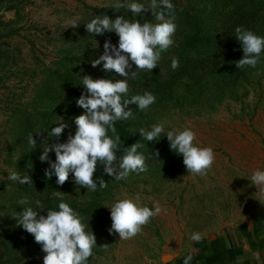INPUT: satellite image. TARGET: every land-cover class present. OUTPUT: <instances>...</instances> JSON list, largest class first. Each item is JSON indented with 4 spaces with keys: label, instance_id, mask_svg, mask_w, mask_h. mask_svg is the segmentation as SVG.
Instances as JSON below:
<instances>
[{
    "label": "rangeland",
    "instance_id": "374dc122",
    "mask_svg": "<svg viewBox=\"0 0 264 264\" xmlns=\"http://www.w3.org/2000/svg\"><path fill=\"white\" fill-rule=\"evenodd\" d=\"M116 2L0 0V264H43L46 254L42 246L19 219L28 207L45 217L49 209L58 211L60 200L54 191L65 194L63 202L79 213L88 225L86 230L96 237L97 247L87 264H165L198 243L243 231L264 212V196L251 181L254 171H264V53L255 68H236L239 48L232 31L223 55L226 66L196 84L181 81L170 85L146 110L129 105L134 118L120 123L124 138L117 157L119 151L139 142L146 172H133L116 181L98 164L94 180L102 177L108 183L106 188L97 183L96 191L87 190L75 183L72 173L62 186L57 184L51 168L55 152L50 151L45 161L40 157L45 147L66 143L76 129L69 122L51 121L53 128L61 123L67 127L59 137L46 133L48 122L38 117L41 89L55 95L62 84L49 80L40 86L41 71L51 67L75 34L86 46V54L90 52L88 73L105 72L103 64L92 67V61L104 53L100 35L89 34L86 28L81 32L75 29L83 27L88 8H105ZM72 19L78 27H71L68 21ZM117 38L112 39L114 45ZM132 83L140 85L137 79ZM158 123L164 124L165 131L157 140L148 142L138 133L140 128L151 130ZM186 128L196 133L197 146L214 150L215 163L206 176L189 174L183 157L170 149L167 132ZM30 134L36 140L35 148L28 143ZM46 170L52 173L50 178ZM12 171L21 177L29 175L32 184L9 180ZM40 178L48 181L40 182ZM137 196L142 206L153 208L158 202L165 211L136 237L121 240L108 231L112 224L109 208L119 199ZM23 199L27 203L21 204ZM37 200L43 209L36 207ZM193 233H200L202 240L193 241Z\"/></svg>",
    "mask_w": 264,
    "mask_h": 264
},
{
    "label": "clouds",
    "instance_id": "9594fccd",
    "mask_svg": "<svg viewBox=\"0 0 264 264\" xmlns=\"http://www.w3.org/2000/svg\"><path fill=\"white\" fill-rule=\"evenodd\" d=\"M113 7L127 8L136 15L151 11L157 23H141L124 16L111 20L107 15H103L96 16L85 24L89 34L103 35L107 31L115 32L118 36V47L106 41L103 55L92 61V67L103 64L102 70L114 72L123 79L113 82L111 79L83 76L82 85L86 94H82L76 103L85 113L75 118V135L70 136L66 143L45 147L40 157L41 161H45L50 151L55 152L56 160L51 164V168L57 177V184L61 186L68 180L69 173H72L75 183L87 190L96 191L97 183L99 188H106L108 183L102 177L98 182L94 180L98 164L103 166L105 174L116 181L125 179L133 172L139 174L147 171L146 157L138 151L143 147L139 142L124 148V154L118 159L117 152L123 142L117 134L115 123L134 118L129 105L134 104L143 111L156 101L151 92L133 95L130 99L125 98L129 93L128 78L137 79L141 71L152 72L158 65L161 52L173 45L176 32L175 7L171 0H150L147 8L141 3H128L127 0L122 3L117 0ZM68 23L73 28L79 26L76 19ZM235 38L243 51V57L236 62V68H255L264 53V37L238 26L235 28ZM171 67L173 70L179 67L177 58L172 59ZM65 127L67 125L61 123L50 131V135L59 137ZM164 131V124L158 123L153 125L151 130L140 128L138 133L143 139L152 142ZM33 137L31 134L28 136V143L35 148L36 140ZM166 137L170 149L183 157V164L189 174L206 176L212 169L215 163L214 150L211 147L197 146L194 131L188 128L182 131H168ZM158 155L157 152L156 156ZM45 175L50 178L52 173L46 170ZM8 179L18 181L21 185L32 184L29 175L21 177L16 171L10 172ZM251 181L258 189L257 192L264 196V171H254ZM53 195L60 200L58 211L49 209L45 217L28 207L20 214L19 223L34 236L35 242L42 246V251L46 254L43 264H87L93 255V249L97 247L96 237L92 231L86 230L88 225L82 222L79 213L63 202L65 194L54 191ZM20 203L25 204L27 200L23 199ZM36 207L43 209L44 205L37 200ZM109 209L112 224L108 231L110 234H118L121 240L136 237L152 218L165 211L158 202L153 208L142 206L139 196L135 199H119ZM190 238L196 242L202 240L200 233H193ZM103 247L106 248L107 245ZM191 259V255L186 257L184 264H190Z\"/></svg>",
    "mask_w": 264,
    "mask_h": 264
},
{
    "label": "trees",
    "instance_id": "16d2710c",
    "mask_svg": "<svg viewBox=\"0 0 264 264\" xmlns=\"http://www.w3.org/2000/svg\"><path fill=\"white\" fill-rule=\"evenodd\" d=\"M121 2L123 3L124 0ZM127 2L141 3L146 8L150 5V0H127ZM171 2L175 7L176 32L173 36L174 43L166 51L161 52L158 65L152 72L141 71L139 73L137 80H139L140 85L132 83L136 79L128 78L129 93L127 96L130 98L134 95L132 91L135 87H141L133 91L138 92L137 95L151 92L154 96H159L170 85L181 81L196 84L211 71L226 66V55L223 56L227 50L226 43L228 38H231L229 37L230 32L235 33V28L238 26L252 31L257 36L264 33V1L171 0ZM113 6L90 7L88 8L89 16L82 21H87V24L96 16L107 15L111 20H115L118 16H124L126 19L138 20L141 23H157L151 11H143L136 15L127 8L115 9ZM84 22L82 28L78 27L75 30L78 32L84 30L86 28ZM115 37H117L115 32L106 31L100 35L103 40L101 43L103 48L106 41L113 44L112 39ZM116 46L118 47V44ZM237 48L239 49H236V53L238 52V57L241 59L243 51L239 42ZM86 51V46L79 40V37L75 38L74 34L66 50L57 53L51 67H45L41 71L40 86L44 87L45 82L49 80L56 81L58 85L62 84L55 95L48 90L41 89V107L38 117L48 122L45 128L46 133L53 128L49 123L51 121L69 122L72 124V129H76L75 118L85 113V110L78 107L76 103L82 94H86V89L82 85L83 76L88 75L93 79H111L113 82L117 78L123 79L114 72H102L101 69L97 71L100 73H88L87 64L91 59L88 54L90 52L86 54ZM173 58L179 60V67L176 70L171 67ZM132 70H135V66ZM235 72L238 73V71ZM123 121L125 120L115 123L117 133L122 135V140L124 136L120 123ZM122 155L123 152L119 151L118 156ZM39 181L46 182L48 180L40 178Z\"/></svg>",
    "mask_w": 264,
    "mask_h": 264
},
{
    "label": "crops",
    "instance_id": "0c3cea01",
    "mask_svg": "<svg viewBox=\"0 0 264 264\" xmlns=\"http://www.w3.org/2000/svg\"><path fill=\"white\" fill-rule=\"evenodd\" d=\"M264 264V212L243 231L213 237L165 264Z\"/></svg>",
    "mask_w": 264,
    "mask_h": 264
}]
</instances>
